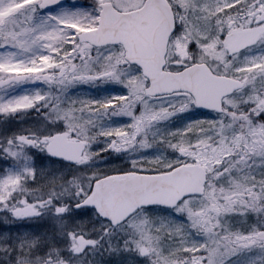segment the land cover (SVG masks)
<instances>
[{
    "label": "snow or ice",
    "instance_id": "6c2138e0",
    "mask_svg": "<svg viewBox=\"0 0 264 264\" xmlns=\"http://www.w3.org/2000/svg\"><path fill=\"white\" fill-rule=\"evenodd\" d=\"M0 264H264V0H0Z\"/></svg>",
    "mask_w": 264,
    "mask_h": 264
},
{
    "label": "rangeland",
    "instance_id": "374dc122",
    "mask_svg": "<svg viewBox=\"0 0 264 264\" xmlns=\"http://www.w3.org/2000/svg\"><path fill=\"white\" fill-rule=\"evenodd\" d=\"M72 2V0H70L69 2H67L66 4H70ZM60 6L55 7L54 9H58ZM187 117V114H185V118ZM26 226V225H25ZM11 227L15 228V227H20V225H12Z\"/></svg>",
    "mask_w": 264,
    "mask_h": 264
},
{
    "label": "water",
    "instance_id": "95a60500",
    "mask_svg": "<svg viewBox=\"0 0 264 264\" xmlns=\"http://www.w3.org/2000/svg\"><path fill=\"white\" fill-rule=\"evenodd\" d=\"M67 0H61V3H64V2H66ZM54 7V6H53Z\"/></svg>",
    "mask_w": 264,
    "mask_h": 264
}]
</instances>
